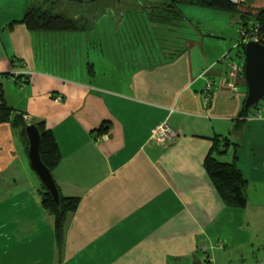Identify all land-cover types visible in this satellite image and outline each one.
I'll list each match as a JSON object with an SVG mask.
<instances>
[{
	"label": "crops",
	"instance_id": "crops-1",
	"mask_svg": "<svg viewBox=\"0 0 264 264\" xmlns=\"http://www.w3.org/2000/svg\"><path fill=\"white\" fill-rule=\"evenodd\" d=\"M27 8L0 5V88L14 113L52 132L60 154L53 179L79 203L58 242L26 136L11 119L0 122V264H244L240 252H263L264 96L240 119L245 79L238 75V92L225 84L223 36L195 30L177 50L152 52L104 5L77 31L8 27ZM151 25L166 40L171 24ZM161 124L172 141L156 133ZM222 139L228 146L213 155L246 179L244 208L225 206L204 170ZM261 257L250 264H264Z\"/></svg>",
	"mask_w": 264,
	"mask_h": 264
},
{
	"label": "trees",
	"instance_id": "trees-1",
	"mask_svg": "<svg viewBox=\"0 0 264 264\" xmlns=\"http://www.w3.org/2000/svg\"><path fill=\"white\" fill-rule=\"evenodd\" d=\"M76 2H92L96 0H73ZM161 3L160 8L155 14L156 20L162 24H171L172 21L182 19L183 14L178 7L179 3L191 4L200 7H207L231 12H240L242 17V25L244 27L247 23V18L253 21H264V0H248L245 3L234 5L229 0H156ZM43 6H30L25 11L20 20L12 21L8 27H12L15 22L22 23L30 31H77L83 28L80 20L68 17L64 14L53 12L52 7L46 8ZM154 12V11H153ZM175 23V22H174ZM243 45L238 47L237 54H240L244 59ZM238 56V55H237ZM6 75H10L9 73ZM258 105V104H257ZM256 105V106H257ZM254 106V107H256ZM253 107V108H254ZM252 108H245L243 106L240 114V119L248 117V111ZM13 114V115H12ZM12 115V117H11ZM11 119L13 125L21 129L23 136L25 135V127L27 123L24 121L22 114L14 113V109L8 106L3 98L0 88V122H6ZM30 124V123H29ZM40 134V148L39 153L43 164L50 170L59 162L60 154L56 140L52 132L45 128L42 122L35 124ZM108 124L103 123L98 129L99 134L107 131ZM239 129V123L236 122L235 130ZM228 146L225 139L215 140L212 151L204 159V170L209 179L215 186L222 202L227 207L244 208L246 199L243 190L247 184L240 170H238L232 163L220 162L213 155L214 152L221 153L222 150ZM60 204L57 206L50 196L49 192L42 184L40 191L41 205L46 212L53 218V229L58 242H61L66 217L69 213L74 212L79 200L74 197H64L59 192Z\"/></svg>",
	"mask_w": 264,
	"mask_h": 264
},
{
	"label": "rangeland",
	"instance_id": "rangeland-1",
	"mask_svg": "<svg viewBox=\"0 0 264 264\" xmlns=\"http://www.w3.org/2000/svg\"><path fill=\"white\" fill-rule=\"evenodd\" d=\"M24 1L28 4V7H52L53 12L64 14L71 18L74 16H82V18H78L81 24L83 18H86L89 15L95 16V19L100 18L102 16L100 14L102 13L100 6L102 7V5H104V7H109L114 13H116L117 19H120V15L123 14L122 18L126 24L123 30L125 32L132 31L139 37V47H143L152 52L164 50L165 54H169L170 52H173V50H177L178 41H182L183 37L187 39L191 38V35L192 33H195V30H197L202 36L207 33L222 35L223 39L221 42L225 49L224 53L217 60L218 64L223 65V63L227 62L228 66L231 62H239L241 60L236 56L238 48L235 47L239 40V29L243 22L240 12L224 11L179 3L178 6L181 9L183 17L178 21H174L175 23L172 21L170 33L166 36L165 40L164 33L159 28L152 29L151 27V22L154 23V21H158L156 20L155 14L160 10V8L157 9L154 6H161V3L156 0H96L95 2L84 3L73 0H0V5L2 3H10V6L13 7ZM30 2H32V5ZM165 2L170 3L169 0H165ZM147 5L150 7H146ZM103 20L106 21V18ZM246 21L251 22L252 19L247 18ZM136 25L137 27L135 28ZM118 32L120 34V29H118ZM101 34H103V31H101ZM111 35L113 34H111V30L108 29L107 36ZM182 43L183 41L181 42V45H183ZM224 55L226 56L224 57ZM259 103H263V100H260ZM240 254L245 257L244 264H250L251 261L259 259L264 255V251L254 253L247 250L240 252ZM240 262L242 263L243 261Z\"/></svg>",
	"mask_w": 264,
	"mask_h": 264
},
{
	"label": "water",
	"instance_id": "water-1",
	"mask_svg": "<svg viewBox=\"0 0 264 264\" xmlns=\"http://www.w3.org/2000/svg\"><path fill=\"white\" fill-rule=\"evenodd\" d=\"M242 51L244 54L243 74L246 84L243 106L253 108L264 96V44L250 40L243 45ZM25 135L28 143L27 155L30 167L49 192L55 204L59 206V190L51 171L43 164L40 157V134L37 126L27 124Z\"/></svg>",
	"mask_w": 264,
	"mask_h": 264
},
{
	"label": "built area",
	"instance_id": "built-area-1",
	"mask_svg": "<svg viewBox=\"0 0 264 264\" xmlns=\"http://www.w3.org/2000/svg\"><path fill=\"white\" fill-rule=\"evenodd\" d=\"M229 1L232 4L237 5V4L245 3L248 0H229ZM239 34H240L239 40L237 44L235 45L236 48H238L241 45H244L247 41H250V40L257 41V42L264 44V21H253L252 20L251 22H247L244 27L239 29ZM237 55L239 56L240 54L236 53V56ZM225 56L226 55H224V57ZM243 64H244L243 59H241L239 62H231L227 66L225 84L233 92L239 91L237 77L239 74H243ZM18 74H20V76L21 75L28 76L29 74H31V72L27 70H22V71H19ZM212 92H213V82L207 79L205 82L204 88L201 92L202 101L205 106L209 105L211 101ZM55 99L59 101L61 100V97L57 96ZM24 120L27 124H29L30 118L27 115L24 116ZM156 133L167 141H172L174 139L173 132L165 124H161L157 126ZM221 245H222V242L217 243V246L219 248H221Z\"/></svg>",
	"mask_w": 264,
	"mask_h": 264
}]
</instances>
